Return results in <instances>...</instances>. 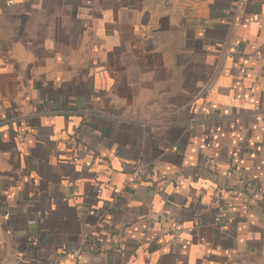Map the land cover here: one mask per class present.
<instances>
[{"label": "crops", "instance_id": "1", "mask_svg": "<svg viewBox=\"0 0 264 264\" xmlns=\"http://www.w3.org/2000/svg\"><path fill=\"white\" fill-rule=\"evenodd\" d=\"M0 264H264V0H0Z\"/></svg>", "mask_w": 264, "mask_h": 264}]
</instances>
